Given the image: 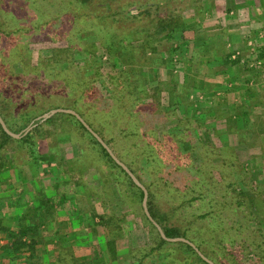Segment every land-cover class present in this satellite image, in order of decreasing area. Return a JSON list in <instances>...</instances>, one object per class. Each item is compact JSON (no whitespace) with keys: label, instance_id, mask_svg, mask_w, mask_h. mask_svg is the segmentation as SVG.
<instances>
[{"label":"trees","instance_id":"obj_1","mask_svg":"<svg viewBox=\"0 0 264 264\" xmlns=\"http://www.w3.org/2000/svg\"><path fill=\"white\" fill-rule=\"evenodd\" d=\"M200 1L74 0L75 15L98 32L100 43L93 41L89 44L84 42L78 47L55 48L50 57H40L35 64L30 62L32 52H30V41L26 37L32 34V39L39 42L45 38V34L39 31L40 28L32 30L19 28L18 32L24 34L22 40H25H21L17 46H11L10 51L5 52L2 58L3 64L7 63L8 65L4 68L1 67L0 72V78H2V82H0V115L8 128L19 134L24 132L32 122L38 123L39 117L53 109L75 110L146 186L149 192V211L161 225L167 237L189 239L209 259L220 264V261L213 257L215 250L210 246V243L213 242L214 245L222 249V243L226 241L229 229L238 232L239 228L245 227L253 234L252 243H255V248H257L254 260H247H253L251 264H264V186L256 185L250 180L251 174L241 170L239 158L234 153L235 149L228 145L218 149V156L222 159L219 169H217L218 164L210 162L209 158L206 159L201 155L202 161L199 163L187 162L182 157L181 160L184 162L177 165V170L186 168L188 174L179 179H172V174L164 171V168L170 166V159L173 157L170 151L173 147L169 151L167 149V155L165 153L163 156L161 155V152H164V146L160 144L157 129L163 123H168L178 111L171 112L166 108H162V110L158 108L161 106L162 93L166 91L163 87L165 82L159 81L156 86H151L152 82L158 80V67L171 66L172 77H176L177 73H183V85L186 87L190 79V67L194 64L193 62H196L200 52L209 51V56L213 59L215 54L211 51H217L216 55L223 56V62L227 67L240 64L242 60L241 56L233 58L236 56V52L228 51L225 41L218 42L216 34H209V29H206L203 23L204 10L198 6ZM55 3L68 9L73 4V2L66 4L62 0H57ZM31 9H29L30 11L27 9V14L33 12ZM191 12H194L193 21L186 19V15ZM12 22L4 19L0 8V46L4 36L9 37L17 33L11 27L6 28L8 23L14 24ZM53 25L57 27L53 36H57L60 33L58 26L63 25L61 19L59 23L56 22ZM187 31L195 32L194 37L189 39L186 36ZM90 36L85 39H93ZM93 36L94 34H92ZM100 47L108 56L106 65H110L113 71L108 74V79L112 84L110 98L100 95L101 91L98 88H92L96 91L91 95H89V92L92 91L91 88H85L81 98L77 100H68L53 95L48 92V89H45L47 85L41 80L45 76L44 66L65 64L67 67L75 63L74 60L78 55L86 53L88 55L82 60L84 63L78 65L79 69H83L85 73L91 75L92 83L98 78L104 77L103 68L105 65L99 57ZM189 52L194 55L193 59L191 56L188 57ZM26 53L28 54L26 55ZM211 59L210 61H214ZM257 60L264 61V47ZM256 67L255 65L251 71L254 72ZM146 69L150 71L146 72ZM5 79L10 82L8 85L5 83ZM101 82L104 83L103 80ZM87 84L86 81L81 83L83 86H87ZM174 88L176 91V84H174ZM188 91L189 89H186L184 94L187 96L186 103L190 93ZM82 104L83 106H80ZM112 104L115 106L114 108H118L117 111L126 112L128 108H132L139 117L136 127L120 130L121 140L128 139L134 143L131 146L132 156L129 162L116 152L111 142L106 138V130L104 131V128L102 131L99 130L83 108L84 105H87L91 109L95 106L99 109H107ZM190 105L188 103L185 107L188 108ZM150 108L153 110L152 113L148 112ZM114 110L111 109L108 112L105 110L104 113L101 110L93 111V116H96L99 121L101 118L99 116H104L103 120L111 121L108 119L110 115L114 116ZM210 112L216 114L214 110ZM229 115L226 119V132L228 136L236 135L241 139V145L251 148L255 146L256 142H261L264 139V93L251 92L245 101L236 104L235 108L230 110ZM142 120L146 124H142ZM101 125L103 124L101 123ZM192 125V120L187 119L186 116L179 117L176 131L165 132L164 129L163 137L168 139L169 136H173L174 140L179 142L180 135L190 130ZM182 128L184 130H181V134L174 133ZM143 129L146 132H142ZM61 130L63 133L73 132L81 136V139L95 150L93 160L87 159V155L76 160L75 174L81 177V187L86 188L89 171L96 172V174L98 172L100 177L104 178V182L106 181L101 186L92 185L90 190L86 188L84 193L89 201L88 193L90 191V201L93 199L99 202L105 210L103 214H99V212L96 214V208L93 205L91 210L80 208L79 205V207H73L75 214L79 212L83 217L87 215L93 220V225L99 234L98 239L103 246L102 251H107V255L109 254L110 257V263L105 261V264H114L119 260L120 248L126 249L128 245L125 240L123 241L125 235L127 237L128 233H132L134 227L142 228L139 225L140 222H143L144 227L150 232L151 245L133 250L136 251L134 256L138 257V264H191L194 262L208 264L188 244L167 242L160 236L156 227L143 211V190L133 182L130 176L111 158L106 149L73 115L56 114L20 139L9 136L0 124V180L7 164L6 152L11 151L12 147L15 154L11 152V155L15 162L20 161L25 165L36 163L42 166L45 155L41 141L51 140L53 145L51 150L59 158L58 138L61 136ZM147 131L152 133L153 143H146ZM248 135H251L252 140L246 144ZM140 139H144L142 140L144 145L139 144ZM206 149L217 154L215 149L210 147ZM228 149L232 150L231 153ZM16 151L18 152L16 153ZM177 153L180 155L186 152L178 148ZM158 160L162 162L161 165L158 164ZM218 170L220 171L219 178L214 174ZM122 181L127 187L128 194H123L121 198H118L126 200L132 198L141 205V213L133 214L135 223H126L127 214L118 217L110 211L111 203H115L117 198L114 186H118L122 191ZM70 185L71 182L58 181L51 191L46 192L44 188H41L38 195L43 197L42 200L38 202L37 206L26 208L23 214H19V227L15 230L0 220V232L5 233L8 241V244L5 245L8 251L7 255L15 256L13 258L16 259L26 255L28 264H41L39 242L34 237L29 238L30 232L37 226L36 224L31 226L28 221L31 216H34L32 218L37 217V213L42 209L51 216L56 208L63 211L67 209L66 212L70 211L68 215H71L72 210L68 208L71 195L67 192V189H71ZM203 201H207L208 210L201 215L197 213L199 208L194 209V204ZM96 219L99 221L95 222ZM136 219L139 223L136 222ZM242 220L245 224H241ZM230 221H232L231 224ZM124 223H126L125 227H123ZM200 223L204 232H194L193 227ZM88 226L92 227L90 223ZM86 229L89 233L90 228ZM125 231L127 232L125 233ZM228 254L229 264H240V260L233 253L229 252Z\"/></svg>","mask_w":264,"mask_h":264},{"label":"rangeland","instance_id":"obj_2","mask_svg":"<svg viewBox=\"0 0 264 264\" xmlns=\"http://www.w3.org/2000/svg\"><path fill=\"white\" fill-rule=\"evenodd\" d=\"M56 1L57 0H0V8L2 10L4 19L14 22V24L8 23V25H6V28L11 27L13 31H17V33H15L13 36H4V38L2 39V44L0 46V72L1 67L4 68L8 65L7 63L3 64L4 61L2 62V58L5 55V52L10 51L11 46H17L19 45V43H21L22 36L24 34H22V32H18L19 28H27L28 30L40 28L39 31L45 34V38H43V40L39 42L35 41V39H32V34L26 37L30 41V52L32 53L31 55H29L31 56L30 62L32 64H35V62H37L38 58L40 57H50L52 50L55 48H67L69 46L78 47L84 42H88L89 44V42L97 41L98 43H100L98 41V39L100 38H98V32L96 30H93L89 24L83 23V20L79 19V17L77 18V16L75 15L74 0H62L65 1L66 4H68L69 2H73L70 9L65 6H61V4L57 5L55 3ZM202 1L203 0L200 1L198 6L203 8ZM214 1L212 2L211 0H205L204 3V7L206 6L207 8H210L211 11H214L210 18L205 17L207 25L210 26L214 24L215 21H217L219 17L222 18V15L224 14H226L225 16H223L225 18H229L230 16H232L233 18L235 16L230 12L227 13L226 6L223 10H221L217 5L219 1ZM240 1L243 2L247 0ZM249 1L253 2L252 5L255 8L257 17H259V22H264V13L261 12L264 9V1ZM31 8L33 9V12L31 11L32 13L28 12L29 14H27V11ZM217 11L222 15H218ZM227 14H230V16L228 15L229 17H227ZM60 19L63 24L58 26L60 28L58 29L60 30V33L57 36H53L55 31H57V27H55L53 24L56 22L59 23ZM233 21L234 19L229 20V22ZM92 34H94L93 37ZM194 34L195 32H188L186 33V36L190 39L194 37ZM209 34L217 35L218 30H209ZM89 35H91L90 37L93 39H85ZM247 37L250 38V41L248 44L249 47L247 48L245 53L240 51L241 53L235 54L236 57H243L244 63H241L243 65V68L246 69L248 67L249 69L250 67V70H252L256 65L254 61H256L258 58L257 52H259L260 48H263L262 41L264 38L259 36V38H256L254 36ZM24 40L25 39H23L22 41ZM227 49L228 51L231 50L230 47H227ZM208 53L209 52H200V54L197 55V59L195 61L205 62L210 60V57L207 58V55L209 56ZM213 53L215 55L211 60H214L213 62H215L217 60L216 58H218V56L216 55L217 51L214 50ZM27 54L28 53H26V55ZM87 55V53L78 55L74 60L75 63L72 65H68L67 67H65V64H52L44 66L45 76H43V79L41 80H43L47 85L45 89H48V92L53 95L61 96L67 98L68 100H77L81 98L80 96L84 92L85 88H91L90 90H92V88H98L101 91L100 95L110 98L112 93V84L108 79V74L113 73V71L110 68V65H106V62H108V56L105 54L104 49L100 47L99 57L105 65V67L103 68L104 77H102L103 79L98 78L96 81H94V83H92L91 75L89 76V74L85 73L83 69L80 70L78 66L84 63L82 60L85 56L87 57ZM190 56L192 57V59L194 58V55L190 54L189 52L188 57ZM39 60L41 61L43 59ZM215 65H217V63L211 65V68L213 70L212 72L220 73L221 71H219L217 69V66ZM170 67H158V80L151 83V86L154 87L159 81L165 82L163 87L166 89V91L162 93V97L160 100L161 106H159L158 108L161 110L162 108H166L171 112L178 111L175 116L170 118L168 123H163L162 126H159V129H157L160 144L164 146V152H161V155L163 156L164 153L165 155H167V149L169 151V149L173 147L171 149L172 151H170V153L173 155V157L170 159V166L168 165L169 167L164 168V171L166 173L172 174V179H179L181 176L188 174V170H186V168L184 170H177V165L183 164L184 162L181 160L182 157L183 159H186L187 162L195 161V163H199L202 161L201 155L205 156L206 159L209 158L210 162L218 164L217 169H219V164L222 159L218 156V149H221L228 145L231 148L235 149L234 153L237 154V157L239 158V166L240 168L242 167L241 170L244 172H249L251 174L250 180L256 185L264 186V139L261 142H256L255 146L249 148L246 145H241V139H239L236 135L228 136V133L226 131H220L221 129H227L226 119H228L229 117L228 113H230V110L233 109V103H237L235 101V93H231L229 95L226 94V98L228 99L225 101H222L223 99L218 97L219 99L216 98V100H214L215 102L212 101L213 104L211 105L210 101L206 100L211 95H205L203 93V91L205 90L201 88V84L197 85L194 80L195 78H200L203 76V74L207 73V68H205L206 71L203 70L202 73V70L200 69L201 67L195 65L194 71L191 72L192 74L190 75L189 83L187 84L188 86L185 87L183 85V73H177L176 77H172ZM260 67L261 65H258L254 73L257 74V71L261 69ZM221 70H225V67L221 68ZM149 71L150 70L146 69V72ZM1 79L2 78H0V82H2ZM102 80L104 81V83L101 82ZM85 81L88 83L87 86L81 85V83ZM5 83L8 85L10 82L8 81V79H5ZM174 84L177 85L175 94L173 93ZM223 86L225 87L226 85ZM229 88L231 89V91L234 90V87ZM186 89H189L188 93L190 92L187 103L185 102L187 96H184ZM95 91L96 90L90 91L89 95H91V93H94ZM225 102H228V105H226ZM188 103H190L191 105L187 108L185 106L188 105ZM207 103L210 104L206 105ZM80 106H83V104ZM114 107L115 106L112 104L109 105L107 109H99L96 106L91 109L88 108L87 105H84L83 108L85 110L84 112L89 115V118L96 123V126L99 130L102 131L103 128L104 131L106 130V138L111 142L116 152L119 155L123 156L125 160L129 162L132 156L131 146L134 143H132V141L128 139L121 140L122 137L120 134V130L136 127L137 121H139V117L137 112H134L132 108H128V110L124 112L122 110L117 111L118 108ZM111 109H115L113 111L114 116L110 115V118L108 119L111 121L103 120L102 117L104 116H99L101 117L99 121V119L97 120L96 116H93L94 112L96 111L101 110V112L104 113L105 110L108 112L111 111ZM203 109L206 112L207 110L214 109L215 112L218 111V113L219 111H226L220 112L221 114L217 115V118L204 116L202 113ZM148 112L152 113L153 110H151L150 108L148 109ZM182 116H186L187 119L192 120L193 125L190 127V130L182 133L181 130H184L182 128L180 130L178 129L177 132H174L178 134L182 133L180 135L181 140L179 142L174 140L173 136H169L168 139H165L163 137V130L165 129V132L176 131V128L178 126V118ZM101 123L103 125H101ZM143 123L146 124L142 120V124ZM216 123L218 126L215 127ZM214 128H218L219 131ZM144 131L145 129L142 130V132ZM148 131L145 138L146 143H153L154 139L152 138V133H148ZM60 132L61 136L58 138V148L60 155L59 158L57 157L56 153L51 150V147L53 146L51 140L45 139L41 141L42 147L44 148L43 153L45 155V161L42 166L36 163L25 165V163H22L20 161L15 162L14 157L11 155V152L12 154H15V150L13 147L11 148V151L6 152L7 164L3 169L0 180V220L2 221V223L6 224L14 230L19 227V214H23L26 208L37 206L38 202L42 200L43 197L38 195L39 190H41V188H44L46 192L51 191L58 181L71 182V189H67V192L69 193V195H71V201L70 203L68 202V207H70L71 205L75 208L79 205L80 208L84 207L88 210H91L93 205L96 208V214L98 212L99 214H103L105 211L99 202H96L93 199H91L92 201H90V191L88 193L89 201H87V197L84 194L86 192V188L87 190H90V187L92 185L101 186V184H104L106 182H104V178L100 177L98 172L96 174V172L89 171V175L87 176L86 188L84 189L83 187H81L80 175L75 174L76 160L78 158H82L84 155H87V159L93 160L95 158V150L91 146H89L86 141L82 140L81 136L73 132L63 133L62 130ZM251 138V135H248L246 144L251 142ZM142 140L144 139H140L138 141L140 145H144V142H142ZM209 147L211 149L217 150V154H213L210 149V151L206 149ZM178 148L183 149L186 153L178 155ZM228 150L231 153L232 150ZM17 152L18 151H16V153ZM161 163L162 162L158 160V164L161 165ZM219 173V170L214 172V174L217 175L218 178ZM121 184L122 191L119 190L118 186H114V191L117 198H121L123 194H128L126 189L127 187L124 184V181H122ZM117 198L115 203H111L110 211L118 217H122V214H127L128 218L126 223H135L133 214L141 213V205L134 201L132 198L131 200ZM206 204L207 201L198 202L197 204L195 203L194 209L199 208V210H197V213L202 215L208 210ZM53 212L54 213L51 216L42 209L37 213V217L32 218L34 216H31L29 219L30 221H28L31 226L33 224H36L37 226L33 231L30 232L29 238L34 237L39 242L38 248L40 249L39 252L42 256V258L40 259L41 264H105V261L107 263H110L109 254L107 255L108 252L105 250L102 251L103 246L98 239L99 234L97 232V229L93 225V220H91L87 215L83 217L79 212L76 213L74 215V218L71 219V217L68 216L66 212L63 213V210H61L60 208L54 209ZM66 219L70 221H72L73 219H82L84 222V230L76 231L72 225L68 226V224L65 223ZM237 219H239V217ZM98 221L99 219L95 220V222ZM137 221L138 220L136 219V222ZM204 222L206 221L204 220ZM88 223H90L92 227H89ZM126 223L123 224V227L126 226ZM229 223L231 224L232 221H230ZM241 224H245L243 220L241 221ZM139 225L142 228L134 227L132 233H128L127 237L125 235L123 241L125 240L127 242V248H120L119 260L114 264H138V257L134 256L136 255V251L133 250L140 247H148L151 245V236L149 230L144 227L143 222H140ZM225 227L227 226L225 225ZM86 228H90L89 233L87 232ZM193 231H200L201 233H203L204 229L201 227V223L195 224V226L193 227ZM126 232L127 231H125V233ZM253 240V234L245 227L239 228L238 232L229 229V232L226 235V241L222 243V249L217 245H214L213 242L210 243V246L215 250L213 257L215 259H218L220 261V264H229L227 258L229 256L228 253L231 252L240 260V264H251V262H253L254 258L256 257L257 251V248H255V243H252ZM87 241L90 245H88L85 250L81 249L86 247L84 244H86L85 242ZM6 244H8V241L6 239L5 233L0 232V264H28L26 255H22L17 259L13 258L15 256L11 257L7 255L8 251L5 248ZM223 248H225V250H223ZM247 259L253 260L248 261ZM191 264L197 263L194 262Z\"/></svg>","mask_w":264,"mask_h":264},{"label":"crops","instance_id":"obj_3","mask_svg":"<svg viewBox=\"0 0 264 264\" xmlns=\"http://www.w3.org/2000/svg\"><path fill=\"white\" fill-rule=\"evenodd\" d=\"M211 1L213 2L214 0H211ZM216 1H219V3L217 5L221 10H223L226 6L227 13L230 12L231 14L235 15L232 18V16H230V14H227V17L230 16L231 18L230 17L225 18L223 16H225L226 14L223 13L224 15H222L221 13H219L217 11L218 15H222V18L219 17V19H217V21H215L214 24H216V25L212 24L209 26L206 24V21H205L206 18L205 17L210 18L212 13H214V11H211V9L207 8L206 6L204 7L205 0L202 1L203 2L202 10H204L203 23H204L206 29H208V27H209V30H212V29L218 30V34L216 37V38H218V40H217L218 42L225 41L226 46L230 47L231 51H234L236 53H241V52L245 53V51L249 47L248 44L250 41V38H248L247 36H254L256 38L259 36V37L264 38V22L263 21L259 22L260 21L259 17H257V15L255 13V8L252 5L253 2H251L249 0L243 1V2H241L240 0H216ZM261 1H264V0H261ZM261 12L264 13V9ZM193 14H194V12L187 14L186 19L189 21H193L194 20ZM227 19H228V21H227ZM230 19H234V21L229 22ZM208 24H210V23H208ZM188 32H192V31H187L186 33H188ZM262 45L264 47V39L262 41ZM204 52H209V51L206 50ZM211 52L213 53V51H211ZM260 52H261V48H260L259 52H257L258 55L260 54ZM258 55H257V57H258ZM209 57L210 56L207 55V58H209ZM222 57L223 56H219L218 59L216 58L217 60L215 62L210 61V60L205 61V62H203V61L195 62L190 67V71H189L190 75H191L192 74L191 72L194 71L195 65H198V67H201L200 69L202 70V73H203V70H205V68L208 69L209 73L207 71V73L203 74L202 77L195 78V79L193 78V79L195 80L197 85L201 84V88H203L205 90V91H203V93L205 95H211L210 97H208V99H206V100L210 101L211 105L213 104L212 101L216 100V98L219 99L218 97H220L223 99L222 101H225L228 99V98H226V94L229 95L231 93H235V96H236L235 101L237 103H233V105H232V107L235 108L236 104H241L243 101H245L251 92L264 93V61L263 60L254 61L256 66L261 65V67H260L261 69H259L257 71L258 73L256 74V73H254L255 71L252 72L251 70L248 69V67L246 69L242 67L243 65L241 63H244L243 57L241 58L242 60H241L240 64L229 66V67H227L225 65ZM209 59H211V57ZM214 63L215 64L217 63V65H215V66H217V69L219 71H221L220 73L212 72L213 70L211 68V65H213ZM223 67H225V70H221V68H223ZM191 81H192V78H191ZM223 85H226L225 86L226 88ZM228 86L234 87V90L231 91V89ZM173 93L175 94V88H173ZM210 103H207L206 105H209ZM227 103H226V105H228ZM221 107H222V104H221ZM218 109H220V108H218ZM210 111L211 110H207V112H206L203 109L202 113L206 117H217V115L221 114L220 112H223L226 110L219 111V113H218V111L215 112V109H214V112L216 114H212ZM216 126H218L217 123H216L215 127ZM214 129H217V131H219L218 128H214ZM220 131H226V130L221 129ZM68 208H71V210H72L71 215H68L72 219V218H74V215H75L74 211L75 210L71 205ZM66 211H67V209L65 211H63V213H65ZM69 212L70 211L66 212V214H68ZM64 217H66V216H64ZM65 223H67L68 226L72 225L76 231L84 230V228H83L84 222L82 219L81 220L73 219L72 221L66 219ZM74 233H76V232H74ZM85 243L86 244H84V245L86 247L81 248V249L85 250L87 248V246L90 245L88 241ZM79 252H85V251H79Z\"/></svg>","mask_w":264,"mask_h":264},{"label":"water","instance_id":"obj_4","mask_svg":"<svg viewBox=\"0 0 264 264\" xmlns=\"http://www.w3.org/2000/svg\"><path fill=\"white\" fill-rule=\"evenodd\" d=\"M60 113H65V114H70L75 116L83 125L84 127L97 139V141L106 149V151L109 153V155L111 156V158L130 176V178L133 180V182L143 190L144 192V198H143V202H142V207H143V211L145 213V215L147 216V218L149 219V221L156 227V229L158 230V232L160 233V236L167 242H171V243H176V242H183L188 244L189 246H191L196 252L197 254L201 257L202 260H204L206 263L208 264H215L211 259H209L199 248L198 246L193 243L192 241H190L187 238H183V237H176V238H169L167 237V235L165 234L163 228L161 227V225L153 218V216L151 215L149 208H148V197H149V192L146 188V186L140 182V180L137 178V176L132 172V170L122 161L119 159V157L114 153V151L112 150V148L105 142V140L87 123V121L75 110L72 109H66V108H57V109H53L51 111H49L48 113H45L44 115H42L41 117H39L37 119L38 123H36L35 121L31 123V125L22 133H14L12 132L6 122L4 121V119L2 118V116L0 115V124L3 128V130L12 138L14 139H20L23 136L27 135L33 128L37 127L39 124L45 122L46 120L50 119L51 117H53L56 114H60Z\"/></svg>","mask_w":264,"mask_h":264},{"label":"built area","instance_id":"obj_5","mask_svg":"<svg viewBox=\"0 0 264 264\" xmlns=\"http://www.w3.org/2000/svg\"><path fill=\"white\" fill-rule=\"evenodd\" d=\"M236 56H234V58H235Z\"/></svg>","mask_w":264,"mask_h":264}]
</instances>
